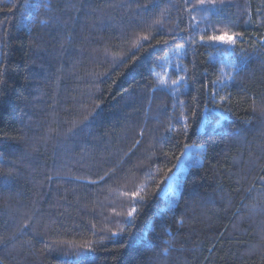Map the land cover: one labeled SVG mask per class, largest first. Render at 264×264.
<instances>
[{"label": "trees", "instance_id": "1", "mask_svg": "<svg viewBox=\"0 0 264 264\" xmlns=\"http://www.w3.org/2000/svg\"><path fill=\"white\" fill-rule=\"evenodd\" d=\"M211 8L0 0V264H264V0Z\"/></svg>", "mask_w": 264, "mask_h": 264}, {"label": "rangeland", "instance_id": "2", "mask_svg": "<svg viewBox=\"0 0 264 264\" xmlns=\"http://www.w3.org/2000/svg\"><path fill=\"white\" fill-rule=\"evenodd\" d=\"M217 1H222V0H217ZM216 8V7H215ZM215 8H211L214 9ZM216 11V10H215ZM202 17V16H200ZM204 18V17H202ZM201 19V18H200ZM200 19L196 20V24H200ZM205 19V18H204ZM226 30H222V32H225ZM220 32L215 33V34H221ZM230 33V32H229ZM214 35V34H213ZM213 43V42H211ZM219 45H224L220 43H215ZM227 46V45H225ZM230 47V46H228ZM197 151L198 147L196 146H189L185 149L183 156L179 160L177 167L175 168L174 172L169 176L167 183L165 185V188L163 190V194L165 197H168L169 199H174L177 196V193L180 188V179L185 172V170L193 163L196 162L198 157H197ZM264 236V233H262Z\"/></svg>", "mask_w": 264, "mask_h": 264}, {"label": "snow or ice", "instance_id": "3", "mask_svg": "<svg viewBox=\"0 0 264 264\" xmlns=\"http://www.w3.org/2000/svg\"><path fill=\"white\" fill-rule=\"evenodd\" d=\"M198 4L201 7H205V6H211L212 8L217 7V0H198ZM9 11H11V9H9ZM157 23H159V21H157ZM213 30L215 31V29L213 28ZM243 33H238V32H222L221 34H214V35H209L207 37V40L205 41V38L202 36L201 40L203 42H213V43H220V44H224L227 46H235L238 41L242 38ZM143 39L147 40L148 37L145 36L143 37ZM180 47H183L182 45ZM161 83H163V81H161ZM173 83H176V81H173ZM226 99L225 97H221V100ZM181 115H183V113H181ZM134 196H139V193H134ZM142 198V197H141ZM136 209L133 208L131 209V211L128 213L129 216L132 215L133 212H135ZM179 223L181 224V226L183 225V219L181 218L179 220ZM164 251L166 252L167 249H164Z\"/></svg>", "mask_w": 264, "mask_h": 264}]
</instances>
